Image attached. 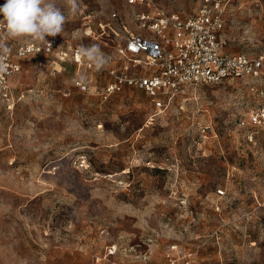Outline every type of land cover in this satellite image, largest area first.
Returning <instances> with one entry per match:
<instances>
[{
  "label": "rangeland",
  "instance_id": "374dc122",
  "mask_svg": "<svg viewBox=\"0 0 264 264\" xmlns=\"http://www.w3.org/2000/svg\"><path fill=\"white\" fill-rule=\"evenodd\" d=\"M155 1L182 15L204 2ZM219 1L224 51L264 52V0ZM77 3L71 14L58 0L61 34L99 45L108 63L33 57L10 78L11 99L0 100V264H264V130L248 121L250 81L187 87L160 109L138 88L103 97L107 68L123 64L112 29L135 32L133 9ZM82 75L87 91L72 83Z\"/></svg>",
  "mask_w": 264,
  "mask_h": 264
},
{
  "label": "built area",
  "instance_id": "2783aa9c",
  "mask_svg": "<svg viewBox=\"0 0 264 264\" xmlns=\"http://www.w3.org/2000/svg\"><path fill=\"white\" fill-rule=\"evenodd\" d=\"M124 3L133 9L132 18L137 30L129 31L122 22L118 29H112L115 37H121L115 55L119 60L123 59V64L107 68L111 79L101 92L103 97L124 86L138 88L153 99L155 108L160 109L165 106L164 98L169 99L187 87L217 84L229 79L250 81L248 89L254 100L248 121L264 130V52L224 51L220 38L223 7L219 0H204L190 15L166 11L155 0H124ZM110 16L120 21L116 7ZM46 40L9 39L0 31V41L10 49L0 61L4 65L0 72V100L11 99L9 80L26 59L44 58L56 67L72 62L94 68L78 54L80 47L73 46L62 34L48 36ZM55 66L52 68L57 70ZM72 83L80 91L89 89L86 79L75 78ZM248 139L252 141L251 134ZM260 144L264 146V136ZM218 192L222 193V190Z\"/></svg>",
  "mask_w": 264,
  "mask_h": 264
},
{
  "label": "clouds",
  "instance_id": "9594fccd",
  "mask_svg": "<svg viewBox=\"0 0 264 264\" xmlns=\"http://www.w3.org/2000/svg\"><path fill=\"white\" fill-rule=\"evenodd\" d=\"M66 6L71 14L78 11L77 0H66ZM0 31L9 39L30 38L37 41H47L46 37L61 35L66 23V16L58 0H5L0 6ZM10 51L5 43L0 41V61L3 54ZM89 61L97 70L102 69L108 60L99 45L81 46L78 53ZM4 65L0 62V72ZM81 81L85 80L82 75Z\"/></svg>",
  "mask_w": 264,
  "mask_h": 264
}]
</instances>
